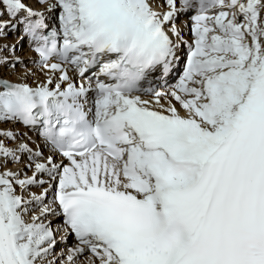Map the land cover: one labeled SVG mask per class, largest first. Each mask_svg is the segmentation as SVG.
<instances>
[{"label":"snow or ice","instance_id":"snow-or-ice-1","mask_svg":"<svg viewBox=\"0 0 264 264\" xmlns=\"http://www.w3.org/2000/svg\"><path fill=\"white\" fill-rule=\"evenodd\" d=\"M34 3L0 0L43 74L0 55V123L39 138L0 127V264H264V0Z\"/></svg>","mask_w":264,"mask_h":264},{"label":"bare ground","instance_id":"bare-ground-1","mask_svg":"<svg viewBox=\"0 0 264 264\" xmlns=\"http://www.w3.org/2000/svg\"><path fill=\"white\" fill-rule=\"evenodd\" d=\"M24 2L29 3L31 6L36 7L37 5L34 3V0H24ZM159 3H164V0H158ZM180 0H178V6H179ZM166 10V8H165ZM187 14L189 13H182L179 14L177 17V24L178 26L181 27L182 29V35L184 39L188 40L191 42L192 40V34H191V22L186 18ZM49 23L52 26H57L58 25V10L53 11L52 13L49 14ZM7 43L9 45H15V50L14 52L9 49L8 52H0V55H15L19 56L24 63L27 65L28 68H32L33 70L37 71L38 75H41V78H43V74L39 73L38 71V66L33 64L32 61L38 59V55L36 52L33 50V45L29 42V39L26 35L23 34L22 30H18L15 32H9L6 38L0 37V44ZM188 54V49L185 45H182L181 48L179 49L178 56L180 57L179 63L175 65L173 68V71L169 74L167 77V82L169 85H174L176 81L179 78V75L181 74V65L182 61L187 57ZM18 68H20V65H17ZM3 74H7V69H3ZM161 75V72H156L153 76V78L159 77ZM11 79L15 80V76H10ZM30 83L32 82L31 80L29 81ZM157 84H162V80H157ZM0 127L4 128H12L13 130H18V131H25L27 132V135L31 137L33 140H38V134L34 131H30L26 128H24L23 125L19 123H0ZM33 147L35 145L33 144ZM45 154L48 153L49 149H44ZM57 161H59L60 157L57 155L56 157ZM44 179H47V176L43 177ZM31 191H35L39 193L41 189L33 187ZM51 194L49 195L48 199L50 200ZM60 216H49L48 220L51 221V227L54 230V236L56 239V244L54 248L52 249L53 255L49 257V259L52 258H59L61 252H67L68 249L72 248L75 246V238L69 234H66L61 227L60 224ZM47 222V221H45ZM61 237H65L64 239H61Z\"/></svg>","mask_w":264,"mask_h":264}]
</instances>
